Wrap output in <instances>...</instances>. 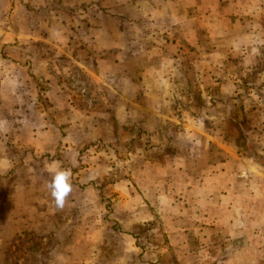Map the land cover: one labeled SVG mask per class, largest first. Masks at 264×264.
<instances>
[{"label":"rangeland","instance_id":"374dc122","mask_svg":"<svg viewBox=\"0 0 264 264\" xmlns=\"http://www.w3.org/2000/svg\"><path fill=\"white\" fill-rule=\"evenodd\" d=\"M0 130V264H264V0H0Z\"/></svg>","mask_w":264,"mask_h":264},{"label":"crops","instance_id":"0c3cea01","mask_svg":"<svg viewBox=\"0 0 264 264\" xmlns=\"http://www.w3.org/2000/svg\"><path fill=\"white\" fill-rule=\"evenodd\" d=\"M6 81L9 82V81H12V80H11V78H8V79H6ZM40 127L41 126H29L28 130H25L24 128H22V129L19 128L20 132H16V133L23 134V133H25L24 131H27L31 135V136H29L28 140L21 141L19 143L17 142L18 140H16L15 143L16 144H20V145L24 144L26 149L33 150V151H30L29 156L24 158V159H22L23 156H20V158H18V159H20V162H18V163H20V164L27 163V164L33 165V166L35 164H37V163H43L45 165V170H48L49 168H52V165L54 164V160L52 159V156H51L50 153L55 152V150H58L59 146L61 147V150H63V146L61 144L62 143V138H60V142H53V139H52V136H51V133H52L51 127L50 126H46L47 128H44V130H40L39 129ZM35 129H37L38 131L35 130ZM40 132L44 133V138L42 136L43 139L40 138V136H41ZM2 133H3V131L0 130V136H2L3 139H4V137L9 139V137L5 136V133H3V134ZM11 141H12V143H14L13 139ZM20 145H19V147L21 148ZM2 148H4V147H2ZM51 150H53V151H51ZM62 152H64V151H62ZM3 156L4 155H2L1 158ZM11 159H12L11 160L12 163H16L18 161L17 158H15L13 156H11ZM56 162H58L61 165V167H62V164L64 163L63 159L62 160H56ZM48 174L51 175V172L48 173ZM44 202L47 203V200H44ZM67 204L68 203H66V205ZM81 204L83 206V202ZM28 206H29L28 208H24V207L22 208L23 214H24V212L25 213L28 212L27 213L28 217H31V214L33 212H38V210H39V208L36 207L35 204L34 205H28ZM77 206H78V204H77ZM76 211H77V209H76Z\"/></svg>","mask_w":264,"mask_h":264},{"label":"clouds","instance_id":"9594fccd","mask_svg":"<svg viewBox=\"0 0 264 264\" xmlns=\"http://www.w3.org/2000/svg\"><path fill=\"white\" fill-rule=\"evenodd\" d=\"M71 168H56L46 187L50 191V195L58 209H63L68 203V199L73 193Z\"/></svg>","mask_w":264,"mask_h":264}]
</instances>
